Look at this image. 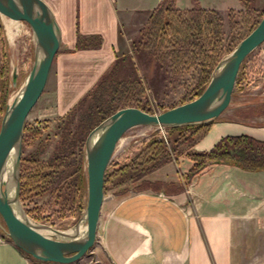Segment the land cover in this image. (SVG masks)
<instances>
[{"label": "crops", "instance_id": "crops-1", "mask_svg": "<svg viewBox=\"0 0 264 264\" xmlns=\"http://www.w3.org/2000/svg\"><path fill=\"white\" fill-rule=\"evenodd\" d=\"M42 1L61 32V53L50 71L46 99L51 107L42 116L62 118L114 63L121 28L139 16L148 18L162 0ZM78 34L99 36L101 46L75 50ZM242 135L264 142V124L216 121L188 151L209 152L220 139ZM191 166L180 158L177 171L169 163L144 180L178 188ZM168 188L104 196L90 251L94 263L74 264H234V259L244 261L245 236L256 253L261 245L264 252V171L209 165L181 191ZM0 264L50 263L16 248L0 227Z\"/></svg>", "mask_w": 264, "mask_h": 264}, {"label": "rangeland", "instance_id": "rangeland-1", "mask_svg": "<svg viewBox=\"0 0 264 264\" xmlns=\"http://www.w3.org/2000/svg\"><path fill=\"white\" fill-rule=\"evenodd\" d=\"M161 3H163V9H176L183 12L191 10L216 12L221 18L222 47L227 50L237 45L240 38L246 37L257 26L250 31L253 24L256 22L258 24L264 16V0H248L247 9L240 0H162ZM150 15L148 18L139 16L121 28L119 50L114 61L118 64L116 72L113 74L115 82L108 90L107 86L105 89L102 88L104 90L102 100L105 113L102 117L104 118L116 110L129 107H141L149 111V114H158L195 100L202 87L203 70L201 65L203 58L199 54L190 48H184L185 55L182 59L175 55L169 57L165 53L162 55L161 52L155 51V45L146 41L145 32L150 28ZM9 22V19L0 16V121L5 110V108L3 109L4 104L6 107L11 102L30 71L34 53L30 28L22 22H17L16 25L12 22L10 25ZM15 28H17V32L13 31ZM60 49L61 46L57 55L61 53ZM227 55L225 54L224 57ZM52 68L53 64L50 71ZM50 73L42 95L25 122V137L32 132H37L39 135L35 140L31 142L27 140L22 145L21 162L23 163L24 178L21 203L32 222L44 224L56 230L67 231L79 221L86 206L84 143L88 132L79 129L77 125L86 109L94 102L93 96L87 98L85 96L96 84L79 100L81 103L78 102L64 117L50 118L42 116V111H48V108L51 107V103L46 101L50 91ZM15 74L17 80L14 88L12 79ZM133 79L141 82L144 91L141 95L133 94L134 96L130 99L126 91L128 81ZM147 111L144 112L148 113ZM221 117L225 120L247 122L252 126L264 124V43L241 64L230 105ZM152 129L155 128L136 127L127 132L122 138L107 172L112 173L117 169L129 166L154 140H160L166 146L167 155L164 159H169V161L149 174L169 165V163L174 166L173 171H177L178 159L188 160L186 155L191 153L188 151L190 146L199 136L203 135L193 134L191 131H182L181 134H177L171 133L167 129H158L155 132ZM62 142H65L64 148L60 147ZM31 161L52 163V172L55 173L42 188V190L44 189L43 193H39L41 191L40 184V186L31 188L33 186L25 178V174L29 173V162ZM209 165L234 167L227 163H214L208 164L206 168ZM189 171L183 177L179 187H186L191 182H188L186 178ZM77 175H80L84 181V186L81 188H79ZM147 175L124 183L117 180L114 184H108L104 188V196L108 197L116 191L135 192L139 188H144L146 186L142 184L148 182L144 180ZM136 183H139L138 186H135ZM168 189L172 192L173 188ZM0 227L4 233L5 226L1 218ZM245 241H247V245H245L243 253L244 261L239 258L234 259V264H242L241 262L243 264H264L263 246H259V249H262L256 253L257 247L248 243V236H245ZM81 261L82 263H94L90 252Z\"/></svg>", "mask_w": 264, "mask_h": 264}, {"label": "water", "instance_id": "water-1", "mask_svg": "<svg viewBox=\"0 0 264 264\" xmlns=\"http://www.w3.org/2000/svg\"><path fill=\"white\" fill-rule=\"evenodd\" d=\"M0 16L25 23L34 42L31 69L0 121V218L6 237L16 248L33 260L50 264L77 263L93 248L104 201L105 173L124 135L136 127L175 129L220 118L230 105L241 64L264 43L263 16L218 62L195 100L158 114L133 107L119 109L94 127L84 143L86 206L73 227L60 231L28 218L20 198V173L25 122L46 86L61 32L42 0H0ZM12 86L16 87V74Z\"/></svg>", "mask_w": 264, "mask_h": 264}, {"label": "trees", "instance_id": "trees-1", "mask_svg": "<svg viewBox=\"0 0 264 264\" xmlns=\"http://www.w3.org/2000/svg\"><path fill=\"white\" fill-rule=\"evenodd\" d=\"M240 1L247 9L248 0ZM150 14V28L145 32V37L147 38V42H152L153 45H155V51L161 52L162 55L165 53L169 57L171 55H175V57H181L182 59L185 55L184 48H190L199 54L201 58H203L201 65L203 70L201 76L202 87L199 89L197 97L200 96L218 62L224 57L225 54L232 52L236 46L234 45L231 48L228 47V50L222 47L223 39L221 18L214 11L191 10L183 12L176 9H163V3H160L159 6ZM256 25L257 22L253 24V26L250 28V31ZM241 40L242 38H240L239 41ZM100 46L101 38L97 35L86 37L79 34L77 35L75 50L97 49ZM114 63L99 78L94 88L85 96L86 98L93 96L94 102L92 106L86 109L85 114H83L81 119L78 121L77 127L79 129L87 130L89 133L96 125L105 119L102 117L105 114L103 111L104 108L102 93L106 86V89L108 90V88L110 86L112 87L115 82L113 80V74H115L118 64ZM127 88L128 89L126 93L129 95L130 99L134 96L133 94L137 93L141 95L144 91L141 82L137 79L128 81ZM90 94L91 96H89ZM79 103H81V101ZM4 108L5 104L3 106V109ZM137 108L147 111L141 107ZM147 112L150 113L149 111ZM108 116L109 115H107V117ZM95 119H97V122H95ZM216 121H227L250 125L249 123L243 121L218 118L207 123L188 125L175 129H167V131L177 134H181L182 131H191L193 134H204ZM259 125L260 124L256 126ZM38 135L39 133L32 132L27 135V137L24 136V138L28 139H24L23 143L27 140L30 142L35 140L38 138ZM178 138L180 139V136ZM64 143L65 142H62L60 147L64 148ZM165 155H167V148L164 146L163 142L160 140L152 141L149 146H147L145 150L142 151L138 157L131 162L129 166L117 169L112 173H108L106 170L104 188L108 184H114L117 180H120V183H124L142 178V176L149 174L156 168L167 163L169 159H164ZM186 158L193 163L189 173L186 176L188 182H190L194 176L203 171L208 164L214 163H227L241 170L249 172L264 171V142L246 135L224 137L220 139L209 152L189 153L186 155ZM22 164L23 163L21 162V199L22 182L24 178ZM29 166V173L25 174V178L27 179L28 183L33 186L31 188L41 185V187H39V189H41L39 193H43L44 189L42 190V188H44L45 184L55 173L52 172V163L31 161L29 162ZM144 166L146 167L144 168ZM77 176L80 184L79 188H81V186H84V181L80 175ZM142 185H145L146 187L139 188V190L152 189L156 191L162 187H170L173 188L175 192H179L183 189L181 187L175 188L173 185H164L160 183L145 182Z\"/></svg>", "mask_w": 264, "mask_h": 264}, {"label": "bare ground", "instance_id": "bare-ground-1", "mask_svg": "<svg viewBox=\"0 0 264 264\" xmlns=\"http://www.w3.org/2000/svg\"><path fill=\"white\" fill-rule=\"evenodd\" d=\"M11 22L14 23V24H15V23L17 24V22H14V21H11V20H10V22H9L10 25H11ZM16 24H15V25H16ZM7 28H8V27H7ZM8 29H9V28H8ZM13 31H14V32H17V28H15ZM9 32H10V31H9ZM11 33H12V32H11ZM8 35H9V34H8ZM10 36H11V35H10ZM11 38H12V37H11Z\"/></svg>", "mask_w": 264, "mask_h": 264}, {"label": "built area", "instance_id": "built-area-1", "mask_svg": "<svg viewBox=\"0 0 264 264\" xmlns=\"http://www.w3.org/2000/svg\"><path fill=\"white\" fill-rule=\"evenodd\" d=\"M261 46H262V45H261ZM261 46H260V47H261ZM260 47H259V48H260ZM259 48H258V49H259ZM258 49H256V50H258ZM237 76H238V75H237ZM162 130H163V129H162ZM119 144H120V143H119ZM118 147H119V145L117 146V149H118ZM117 149H116V151H117Z\"/></svg>", "mask_w": 264, "mask_h": 264}]
</instances>
